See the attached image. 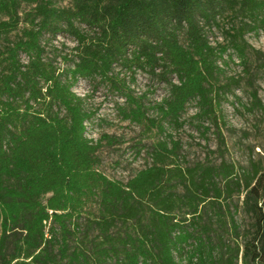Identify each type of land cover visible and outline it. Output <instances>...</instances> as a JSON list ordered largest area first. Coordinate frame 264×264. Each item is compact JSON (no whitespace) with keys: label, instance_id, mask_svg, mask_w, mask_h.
Returning a JSON list of instances; mask_svg holds the SVG:
<instances>
[{"label":"trees","instance_id":"obj_1","mask_svg":"<svg viewBox=\"0 0 264 264\" xmlns=\"http://www.w3.org/2000/svg\"><path fill=\"white\" fill-rule=\"evenodd\" d=\"M228 10L243 25L213 46L208 32ZM258 29L264 0H0V264H264V170L237 171L223 158L218 108L228 85L214 84L225 54L247 69L244 34ZM57 35L75 42L64 68L44 46ZM115 67L166 88L148 107L120 92L123 118L155 134L150 162L126 181L99 170L101 141L86 135L93 112L73 90L79 79L114 83ZM190 102L199 135L214 128L219 162L180 160L167 130L184 125ZM254 108H263L256 91ZM234 193L243 228L229 210ZM230 229L227 244L218 235Z\"/></svg>","mask_w":264,"mask_h":264},{"label":"rangeland","instance_id":"obj_2","mask_svg":"<svg viewBox=\"0 0 264 264\" xmlns=\"http://www.w3.org/2000/svg\"><path fill=\"white\" fill-rule=\"evenodd\" d=\"M56 6H69L71 0H52ZM28 6H22V11H27ZM240 16L233 15L230 10L219 18L218 25L208 32L209 40L213 46L227 44L229 37L227 31L242 24ZM12 33L8 40L15 38ZM244 39L251 46L248 53L247 69L239 63L237 57L223 55L226 63L218 61L223 70L216 78L214 84L228 87L220 99L218 113L220 122L218 126L224 140L223 158L232 163L237 171L250 168L251 164H258L264 170V29L249 31L244 34ZM182 40V39H181ZM6 43V39L0 42V49ZM75 42L68 37L57 35L55 38L45 40L44 46L47 56L52 58L56 66L64 68L66 65L62 59L64 54ZM227 52H231L229 48ZM25 61V56H21ZM114 83L104 81L98 84L85 79H79L73 90L79 96L84 97V106L93 112L86 124V135L94 140L101 141L97 155L100 159L99 170L111 179L126 181L134 172L150 162L147 155L152 141L155 139L154 131L144 130V126L124 119L120 108L126 107L124 95L120 92L131 94L134 98L150 106L158 102L166 95L165 85L151 78L146 73L136 70L129 71L126 68L115 67L113 71ZM238 80L237 84L231 79ZM118 87V88H117ZM118 89V90H117ZM256 91L263 108H251V93ZM195 112L194 102H190L182 115L184 125L178 129H169L173 140L179 141L180 160L182 163L205 161L207 158L219 162L218 139L210 125L208 138L205 139L190 125L191 116ZM148 116H154L152 110L147 111ZM242 196L233 194L229 202V210L237 207L236 221L240 228L246 225L248 218L240 211ZM88 209V207H87ZM95 209L94 207L92 208ZM225 215L228 211L224 205ZM87 216V214H84ZM84 229L86 219L79 220ZM217 222L214 225L217 226ZM95 232L92 233V235ZM218 238L226 243H231L234 233L230 229L219 233ZM237 264H242L238 260ZM246 264H252L248 261Z\"/></svg>","mask_w":264,"mask_h":264}]
</instances>
